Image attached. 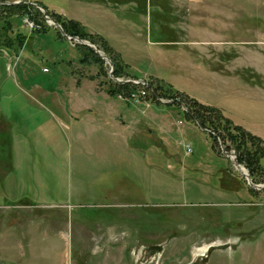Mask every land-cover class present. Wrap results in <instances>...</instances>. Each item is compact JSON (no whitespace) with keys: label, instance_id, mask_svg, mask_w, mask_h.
Returning <instances> with one entry per match:
<instances>
[{"label":"rangeland","instance_id":"obj_1","mask_svg":"<svg viewBox=\"0 0 264 264\" xmlns=\"http://www.w3.org/2000/svg\"><path fill=\"white\" fill-rule=\"evenodd\" d=\"M14 1L38 10L47 2L0 3ZM114 1L116 38L92 34L118 55L116 80L85 45L57 37L45 21L37 33L41 24L25 15L8 35L30 37L0 47V264H264V156L254 172L260 187H251L229 141L212 142L222 130L186 122L167 91L151 96L161 80L221 104L232 101L221 85H232L254 103L234 102L231 112L264 141V0ZM206 64L224 69L203 95L191 85L205 78ZM117 84L130 90L109 94ZM92 101L142 106L151 132L127 146L65 119ZM162 117L171 124L160 125Z\"/></svg>","mask_w":264,"mask_h":264},{"label":"crops","instance_id":"obj_2","mask_svg":"<svg viewBox=\"0 0 264 264\" xmlns=\"http://www.w3.org/2000/svg\"><path fill=\"white\" fill-rule=\"evenodd\" d=\"M47 0V2H40L45 7H47L50 10H53L55 12L61 13L63 16H65L68 19L75 20L79 22L83 27H85L88 32L90 33H98L102 35L107 42L111 39H115L116 37L113 36V34L110 32L109 25L110 23H113L115 20V1L114 0H63L64 4L67 3L70 4V8L68 10H65L64 4L51 2ZM62 5V6H61ZM66 11H69L67 13ZM120 45H123L124 41L115 40ZM109 43V42H108ZM110 44V43H109ZM114 49V48H113ZM123 58V55H120ZM223 64V63H222ZM207 67L204 68V76L202 80L198 81V85L195 86L192 84V88H199L202 89L203 95H206L205 93L208 91H211L214 89L215 85H217L216 82H211L212 76L218 75L222 73L224 67H217L214 68L209 64H206ZM178 69V66H175L172 68ZM248 70V69H245ZM250 70V69H249ZM251 73L254 74V71ZM227 81V80H226ZM218 82V81H217ZM225 82V81H224ZM228 82V81H227ZM194 83V82H192ZM220 84V81H219ZM251 84V83H250ZM218 86V85H217ZM232 86V85H231ZM228 86H222L224 88V92L228 93L227 99H231L232 101L225 100L223 103H215L211 102L209 100H206L203 97H199L194 94H188L184 91V89L180 88L181 91L185 92L188 96L193 97L198 102L213 106L217 108L226 118H228L233 124L239 125L245 130L249 131L242 125L241 118L236 116L231 112V108L233 107L232 104L234 102L242 103L245 101L254 103V100H248L247 98L243 97V92H238V89L234 86L232 87ZM179 90V89H177ZM252 99H254V96L252 95ZM239 100V101H237ZM78 110L75 112V114H72L70 111L68 113L63 112V115H65V119H74L77 122H81L85 125L86 130H95L99 129L106 133V135H110L111 138L114 140L113 136L120 137L128 146L130 143L132 136H134L136 133L140 132H151V130L147 129V124L145 123L147 116L144 112L145 109L142 108V106H137L130 104V102H124V101H118V102H98V101H92L89 103H81V105L77 106ZM157 111V109L155 110ZM1 114V113H0ZM151 119L153 118V122H157V118L155 117L156 114L150 113ZM65 121V120H64ZM160 125L162 122L164 124H168L169 126L170 121L165 118L159 119ZM186 122L196 124L194 121L186 118ZM158 124L156 125L159 129L164 130L161 128V126ZM183 124V123H181ZM180 124V125H181ZM185 127L187 126V123H184ZM198 126V125H197ZM251 132V131H249ZM253 134V133H252ZM128 143V144H127ZM12 155H13V149H12ZM13 159V158H12ZM16 165V164H15ZM13 173V169L11 170ZM11 173V174H12ZM13 175V174H12ZM13 177H11L12 179ZM15 181V180H14ZM10 185L13 184V180L10 181ZM13 195V194H12ZM5 198H8V200H12V198H15V196H9V194L5 195ZM11 198V199H9ZM0 200H3V197H0ZM14 201V200H13ZM3 202V201H2ZM9 202V201H8ZM6 202V203H8Z\"/></svg>","mask_w":264,"mask_h":264},{"label":"trees","instance_id":"obj_3","mask_svg":"<svg viewBox=\"0 0 264 264\" xmlns=\"http://www.w3.org/2000/svg\"><path fill=\"white\" fill-rule=\"evenodd\" d=\"M1 1L2 0H0V2ZM39 5L45 10L46 14L52 20H54L61 26L62 30L67 35L77 36L81 39H86L91 43L96 44L97 47H101L103 52L108 55V58L110 59V62L112 64V74L114 76L120 75V67L115 62L120 61L117 60L118 55L113 53V55H115L116 57V60L114 59V57H111V53L109 52H111L112 49L109 45H107V42L103 40L102 37L97 34L88 33L87 31H85L84 27L79 22L65 18L59 13L48 9L41 3H39ZM23 15L27 16L28 19L32 20L35 24H41V27L35 31L37 33L45 32L49 28L44 23L41 12L37 8H35V6L31 3H26L24 1L9 4L0 3V37H2L0 39V47H9L14 40L17 42V44L21 45L22 39H24L25 37H27L28 39L30 37L29 35L27 36L21 31L15 32V35H12L11 37L10 35H8V33H10L12 29V21L15 20L13 18L20 17ZM18 19L19 18H16L15 25L17 22L21 24ZM56 36L62 37L58 31H56ZM96 39L102 40V46H99L96 43ZM81 46L84 47V45ZM85 48L87 49L89 54L94 55L97 60L102 62V60L98 58V56L92 50H90L86 46ZM15 52H17V50H15ZM163 83L164 82L161 80H156L155 85H150L152 87L153 92L151 93V96H157V94L163 95V93L167 91L170 93L171 96L169 97H171L172 100L169 104H175L176 106H179L180 103H182L185 107V110H183L185 117L194 120V122L201 129H212L213 131H215L219 128V130H222V136L219 133H213V135H210V137L212 138V142H216L217 137L220 138L222 141L223 139L228 140L230 145L234 148V151L236 152L235 161L237 163H240L247 169L248 175L251 181L254 183V181L257 180L255 178L254 172L258 169H261V165L259 162L260 159L264 156V151L259 146L264 144L262 138L249 133L239 125L233 124L217 108L200 103L191 96L171 89L172 87L169 84ZM117 87V89H109L108 93L112 95L114 93L117 94V92L121 89L130 90L127 84H117ZM175 95H177L179 99L176 100L174 98ZM150 101L156 102L155 99ZM249 190L252 189L249 187Z\"/></svg>","mask_w":264,"mask_h":264},{"label":"water","instance_id":"obj_4","mask_svg":"<svg viewBox=\"0 0 264 264\" xmlns=\"http://www.w3.org/2000/svg\"><path fill=\"white\" fill-rule=\"evenodd\" d=\"M18 1H14V2H3L5 4H9V3H17ZM39 10L41 11L42 13V16L44 18V21L47 25H52V27L56 28L59 33L65 38V39H68V40H75L77 43L81 44V45H85L87 46L90 50H92L100 59H103L104 62H106L108 64V75L109 77H111L112 79L116 80V78L112 75V64L110 62V60L103 54L101 53L94 45H92L91 43H89L88 41L86 40H82L80 38H78L77 36H69L67 34H65V32L62 30L61 26L56 23L55 21L51 20L45 13V11L39 7ZM226 155L230 156L231 159H233V155L232 154H227V152H224ZM234 163V162H233ZM234 165L238 168H240L239 164L237 163H234ZM245 176H247L245 173H243ZM248 178V177H246ZM247 184L251 187H260V185H256L252 182L249 181V179H247Z\"/></svg>","mask_w":264,"mask_h":264},{"label":"built area","instance_id":"obj_5","mask_svg":"<svg viewBox=\"0 0 264 264\" xmlns=\"http://www.w3.org/2000/svg\"><path fill=\"white\" fill-rule=\"evenodd\" d=\"M24 22H25V23L27 24V26L30 27V28H36V27H38L37 25L32 24L31 22H29V21H27V20H24ZM137 96H138V95H137ZM137 96L135 97L134 95L131 94V95L128 96V100H129V99H134L135 101H133V102L135 103V102H137L136 99H139V97H137ZM120 97H121V96H120ZM186 150H189V148L186 147Z\"/></svg>","mask_w":264,"mask_h":264}]
</instances>
